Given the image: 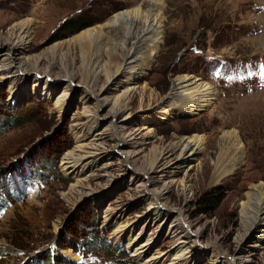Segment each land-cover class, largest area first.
Returning a JSON list of instances; mask_svg holds the SVG:
<instances>
[{
	"label": "rangeland",
	"instance_id": "374dc122",
	"mask_svg": "<svg viewBox=\"0 0 264 264\" xmlns=\"http://www.w3.org/2000/svg\"><path fill=\"white\" fill-rule=\"evenodd\" d=\"M147 1L0 0V44L12 38L14 27L27 25L30 41L24 56L38 65L34 72L25 73L27 77L22 81H0V124L11 119L0 131V201L4 205L0 208V264H30L40 258L46 264L47 256L50 264L53 250L65 261L81 264H144L152 254L170 248V240L152 229L143 238H152L154 247L137 261L130 256L125 238L115 241L118 225L104 223L107 209L122 211L123 219L134 227L132 236L136 235L149 202L137 193L133 183H127L129 174L121 172V158L113 154L110 140L105 142L108 160L101 166H108L103 171L94 168L77 181L62 168L66 157L85 152H77L81 144L76 142V127L85 130V112L93 114L98 109L94 95L88 94L82 84L90 76L96 84L94 89L100 91L106 83L110 55L118 52L115 60L120 63L125 59L126 50L119 45L144 52L143 42L139 43L134 33L136 45L108 22L114 15L137 7L148 11ZM232 1L162 0L158 51L129 104L132 117L157 115L156 109L170 98L172 82L181 77L198 79L215 90L209 105L199 112L189 114L186 108L171 107L167 119L150 122L147 130L139 122L130 126L139 131L138 138L148 130L153 134L147 143L134 149L138 168L181 139L203 143L199 166L192 168L188 176L180 172L163 200L173 217L179 210L184 211L192 230L201 232L193 264H211L213 244L221 253L234 257L237 240L264 197V191L256 189L264 184V52L258 44L264 3ZM78 16L89 23L86 28L62 31L66 20ZM141 26L136 27V33L141 32ZM86 41L88 48L83 45ZM66 86L71 94L60 102L57 99ZM23 113L17 121L22 124L16 125L12 118ZM96 113L100 119L96 132H101L111 119H106V109ZM230 132L236 134L239 156L229 153V144L223 138ZM225 153L235 157L227 167L219 165ZM46 162L56 163L53 170L57 177L48 183L32 177L31 165ZM215 170L221 175L214 178ZM168 181L164 178L157 189ZM187 181L189 188L184 192ZM216 188L223 197L211 209L203 197ZM92 220L99 235L118 247L124 257L107 256L99 246L82 253L73 251L70 245L57 246L71 243L67 232L76 226L93 235ZM248 259L247 264H264V248Z\"/></svg>",
	"mask_w": 264,
	"mask_h": 264
},
{
	"label": "bare ground",
	"instance_id": "6f19581e",
	"mask_svg": "<svg viewBox=\"0 0 264 264\" xmlns=\"http://www.w3.org/2000/svg\"><path fill=\"white\" fill-rule=\"evenodd\" d=\"M232 2L236 1L233 0ZM260 2L264 3V0H260ZM147 4L149 5L148 11H143L140 7H137L114 15L112 20L108 22L113 29L121 30L131 43L133 42L132 36L134 33L139 43L140 41L143 42L141 51L144 52L141 53L138 47L137 50H139L137 51L133 47L119 45L118 48L126 50L125 59L120 63L115 60V55L118 52L112 54L113 56L110 55V62L106 68V83L100 91L94 89L96 84L90 76L82 84L88 94L90 92L94 95L98 106L97 111L106 109V119L110 118L111 121L104 130L96 132V128L100 125L97 111L93 114L86 111L87 123L85 124L88 126L85 130H82V127H76L77 130L75 129L77 133L76 142L81 144L77 146V152L84 149L85 152L82 154L84 156L66 157L62 163V168L67 175L77 181L83 178L84 173L91 172L94 168L103 171L108 166L106 164L101 166L105 160H108L105 142L110 140L113 154L121 158L119 166L121 172L129 174L127 183H133L137 193L149 201L147 215L141 222L140 230L133 236L134 227H130L129 222L123 219L122 211L107 209L104 212L105 224L114 222L118 225L114 232L115 241L125 238L127 247L130 249V256L137 261H141L154 247L153 239L143 238V236L154 229L160 235L164 234V238L170 240V248L164 252L152 254L144 261V264H193L195 263L193 257L198 253V246L201 244V232L192 230L187 223V216L184 211L179 210L176 216L173 217L172 211L163 204V200L171 187L177 183L176 178L180 172L188 176L192 168L199 166L198 158L203 149V143L198 139H181L158 152L149 164L138 168L136 167V152L134 149L147 143L153 134L148 130L146 134L138 138L136 136L139 131L133 130L130 126L139 122L147 130L150 122L156 119H167L166 112L171 107L186 108L189 114L199 112L209 105L211 98L215 96V90L210 84L199 82L198 79L177 78L172 82L169 100H165L156 109L159 111L157 115L152 113L147 118L143 116L135 118L130 115V99L137 91V83L144 77L146 70L154 61L161 40L162 0H148ZM260 20L263 30L258 44L259 49L264 52V15L260 17ZM140 25H142L141 32L136 33V27ZM11 37L5 43L0 44V81H5L8 84L22 81L23 77H27L25 73L34 72V69L38 67L36 62L27 60L24 56L27 44L30 41L27 25L14 27ZM133 44L136 45L135 42ZM83 45L85 48L89 47L87 41ZM84 72L85 76L86 71ZM92 72L94 73L95 70ZM46 92L42 93L45 94ZM70 94L69 86H66L57 100L62 102ZM128 128L131 131L125 134V130ZM92 130L94 132L90 136ZM84 131L87 134H84ZM223 138L229 144V153H235L239 156L241 149L236 134L234 132L225 133ZM86 141L88 142L84 143ZM234 160L235 157L231 158L228 153H225L223 157H220L219 165L225 164L227 167ZM217 173L218 171L215 170L214 178ZM220 175L218 174L217 177ZM164 178H168V183H165L162 189H157L158 183L163 181ZM187 183L188 181L183 187L184 192L188 191L189 185ZM256 189L264 191V184ZM262 248H264V197L260 202L258 201L251 221L244 227L243 234L237 240L235 256L230 258L221 253L216 244H213L211 246L212 256L210 255L211 264H247L249 262L248 258L255 251Z\"/></svg>",
	"mask_w": 264,
	"mask_h": 264
},
{
	"label": "trees",
	"instance_id": "16d2710c",
	"mask_svg": "<svg viewBox=\"0 0 264 264\" xmlns=\"http://www.w3.org/2000/svg\"><path fill=\"white\" fill-rule=\"evenodd\" d=\"M89 25L88 22L85 21L83 16H78L76 18H70L68 20H66L63 23L62 26V31H71V32H78L84 28H86ZM61 38V37H60ZM59 39V38H57ZM2 110V109H0ZM1 112V111H0ZM25 113L23 114H17L15 115L12 119L13 122L16 125H21L22 123H18L17 121L19 120V117L24 116ZM9 120L11 119H6L4 122H2L0 124V131H2L5 127H8L9 124ZM33 166L32 168V172H34V174L32 173V177H35L36 179L42 180L46 183H48L51 179H54L57 177L56 172L53 170V168L56 167V163H41L38 164L36 166ZM24 168V167H23ZM223 195L221 194V190L220 189H213L212 191L208 192L203 198L205 199V204L208 206V208H215V206L221 201ZM24 197H22L20 200H23ZM94 220V219H93ZM92 220V223H93ZM94 231H92L93 235H87L86 233L83 232V230L78 229L79 226L77 227H73L72 229L68 230L67 232V239H69V241L71 242L70 244H60L57 243L58 247H63V246H68L72 248L73 251H77V252H84L85 250H89V251H93L94 249H97L98 246L100 248H102V250L104 252H106L107 256H111V257H124L122 256V251L119 250L118 247L112 246L110 243H107V240L105 237L99 235V232H97V225L95 223L91 224ZM90 230V229H89ZM98 234V235H97ZM118 250V251H117ZM115 252H117L116 255ZM47 259L44 260L46 264H48V256L46 257ZM49 259L51 261L50 264H57L58 262H60V260L65 261V259L59 255H55V251L53 250L52 253L49 254ZM42 258L40 259H34L33 261H31L30 264H44V262H42ZM57 262V263H56ZM122 262V261H121ZM124 262V261H123ZM26 261H24L23 264H25ZM29 264V263H28ZM65 264H81V262H74V261H70L67 260L65 261ZM132 264V263H129Z\"/></svg>",
	"mask_w": 264,
	"mask_h": 264
},
{
	"label": "snow or ice",
	"instance_id": "6c2138e0",
	"mask_svg": "<svg viewBox=\"0 0 264 264\" xmlns=\"http://www.w3.org/2000/svg\"><path fill=\"white\" fill-rule=\"evenodd\" d=\"M261 72H262V74H264V65H261ZM250 75H251V73H250Z\"/></svg>",
	"mask_w": 264,
	"mask_h": 264
}]
</instances>
